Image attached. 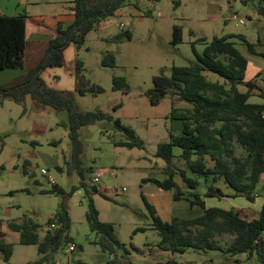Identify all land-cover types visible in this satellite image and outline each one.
<instances>
[{"label": "rangeland", "instance_id": "1", "mask_svg": "<svg viewBox=\"0 0 264 264\" xmlns=\"http://www.w3.org/2000/svg\"><path fill=\"white\" fill-rule=\"evenodd\" d=\"M27 1L25 14L32 20L46 23L69 12L71 0ZM256 7L257 0H127L114 15L102 20L86 34L79 49L74 45L65 49L63 65L46 67L42 71L41 77L48 86L72 93L78 110L107 112L132 128L135 136L143 142V148L115 145L113 141L126 138L112 120L101 119L82 126L78 137L82 145L80 166L85 187L80 186L76 169L60 172L54 165V157L57 156L61 165L71 155L68 129L61 124L67 121V112H58L49 106L37 107L29 95L25 96L22 104L7 98L4 100L3 106H0V238L10 242L13 249L8 262L2 260L0 253V264H26V260L35 257L37 251L32 244L19 242V233L9 229V221L31 218L40 225V237L47 229L55 227L48 225L47 221L57 211L63 195L50 191L53 183L41 173V169H46L54 183L66 194L64 200L70 218L66 235L76 245L68 253H64L67 244L60 247L56 261L103 264L108 260L109 252L94 243L98 234L90 229L86 218L87 192L95 186L97 192L90 195L99 219L113 223L117 238L129 248L128 252L124 248H116L117 256L130 261V264L145 263L128 243L146 241L152 246L158 241L155 230L147 229L135 234L132 230L135 226L150 225L149 208L161 218L160 209L154 204L157 198L152 192L161 189L142 179L150 176L162 179L159 172L165 162L155 155L157 145L169 140L170 134L180 133L176 126L177 129L182 126L180 119L169 115L170 94L157 104L150 103L146 91L153 85L152 77L159 74L162 68L163 73L169 76L171 65H186L194 60L213 36L241 34L256 52L264 53V17L258 14ZM233 14L236 16L234 19L231 18ZM175 24L181 27L182 38L178 44L172 43ZM124 30L130 31V39H112ZM230 40L249 59L245 78L254 80L257 87L264 90V57L250 53L242 40L236 37ZM34 42L37 44L25 46L23 63L15 69L24 68L25 71L40 60L44 54L43 40ZM33 46H36L35 50ZM108 52L114 55L112 66L101 63L103 55ZM76 60L82 62L81 73L89 86H99L100 90L92 93L89 89L83 94L75 90ZM203 74L210 80L217 78L215 73L207 70ZM113 76H122L126 86L113 89ZM9 83H14V80ZM259 88L253 91L249 102L263 101L257 95ZM239 89L244 90L245 87L240 85ZM116 104H119L118 107L112 109ZM178 104L175 102L174 106L178 107ZM174 162L177 167H183L177 158ZM96 172L99 173L98 183L92 179ZM187 176L193 174L187 171ZM199 180L195 187L197 192L206 187L203 178ZM72 188L75 190L71 193ZM256 193L259 196L252 204L257 209L260 207V196L264 194V173ZM142 194L148 196L145 199L149 208ZM231 238L225 235L221 242L227 244ZM165 253V260H174L177 264H204L209 261L221 264L235 259L240 264H260L255 255L245 253L222 254L216 250L190 248L183 253Z\"/></svg>", "mask_w": 264, "mask_h": 264}, {"label": "trees", "instance_id": "2", "mask_svg": "<svg viewBox=\"0 0 264 264\" xmlns=\"http://www.w3.org/2000/svg\"><path fill=\"white\" fill-rule=\"evenodd\" d=\"M248 2L250 0H243ZM127 0H73L71 9L74 19L66 26L59 25L57 33L50 38L45 52L39 62L32 66L27 74L19 81L11 84H0V97L7 98L15 103L22 104L25 96L33 100L37 107H51L56 111H66L67 121L61 124L68 129L71 142V155L69 160H64L55 168L62 172L76 169L80 176V186L83 182V169L80 166L82 145L78 137V130L97 120H112L114 125L123 132L125 140L113 141L115 145L125 147L143 148L132 128L124 125L119 118L102 110L81 111L75 107L74 97L70 91L56 89L47 85L41 77L46 67L60 66L64 63V49L73 44L79 49L86 34L97 26L102 20L112 16L123 7ZM264 0H257V12L264 17ZM25 14L10 15L0 13V70L4 68L20 67L23 63L25 37ZM129 30L115 34L112 39L120 41L130 39ZM232 37L242 40L247 50L252 54L256 52L253 45L247 42L241 34H225L213 36L203 48L201 54H196L194 60L186 65H171L170 75L161 72L152 77L153 85L146 91L151 104H157L167 94H170L171 118L181 120L180 133L170 134L169 140L158 143L155 155L164 160L163 171L166 176L160 180L146 177L156 186L171 190L173 199L177 200L185 192L174 180L175 173L179 174L188 190L186 197L189 205L198 206L202 213L196 217H173L170 221H163L151 212L146 199H142L149 208L152 218L151 227L159 237L156 246L171 253H183L186 249L216 250L222 254L245 253L255 255L260 264H264V198L258 215L247 218L239 211L223 209L220 207H206L200 194L195 190L198 178H210L206 185L205 195L223 196L213 182L222 181L249 201L255 199V189L264 173V90L257 87L254 80H245L247 57L239 51ZM181 27L173 26L172 43L181 41ZM204 39V38H201ZM101 63L105 66L114 64V55L110 52L103 55ZM82 62L76 60L74 76L75 90L83 94L85 90L92 93L100 90L99 86H89L88 80L81 73ZM216 74L217 78L210 80L203 71ZM264 80V77H262ZM112 88H124L125 79L122 76L112 77ZM244 86L240 90L239 86ZM259 88L261 103L249 102L253 91ZM176 101H183L190 106L176 108ZM116 104L112 109H116ZM179 147L181 152L177 159L181 161L182 168L175 164L173 147ZM240 149L237 152V149ZM205 156L213 161L211 166L206 165ZM194 174V177L185 176L184 171ZM75 188H72L74 192ZM63 195L57 211L48 218V225L55 224L53 229H47L40 237L39 224L31 218H22L20 221L8 222L9 229L19 233L21 244H32L37 248L38 257L30 264H55V256L60 247L70 242L66 231L69 228L70 218L64 200L66 194L63 189L53 184L50 189ZM97 192L95 186L87 192L88 211L86 218L91 230L96 231L98 237L94 243L102 250L112 254L105 264H125L118 258L115 249L124 248V243L116 236L114 225L108 221H101L98 217L91 193ZM69 195V194H68ZM134 230H137L135 228ZM231 236L227 244L221 239ZM13 246L0 238V253L4 261H8L12 254ZM125 249V248H124ZM164 264H176L174 260H167ZM204 264H219L205 262ZM240 264L238 259L230 263Z\"/></svg>", "mask_w": 264, "mask_h": 264}, {"label": "crops", "instance_id": "3", "mask_svg": "<svg viewBox=\"0 0 264 264\" xmlns=\"http://www.w3.org/2000/svg\"><path fill=\"white\" fill-rule=\"evenodd\" d=\"M26 2H28V1L27 0H0V13L10 14V15H17L20 13L25 14V11H24L25 6L24 5L26 4ZM29 2L34 3L35 1L29 0ZM72 2H73V0L70 1V5L68 6L69 12H67L64 16H59L56 19L47 21L46 23H43V22L38 21L36 19L32 20V18H30L28 15L25 14V16H26V18H25L26 44H25V46L27 47V44H29V43L31 45L35 44L36 42H34V41L43 40V43H44L43 44V52H45V49L47 47L49 39L54 37L55 34L57 33V27L59 25L64 27L73 21L74 14H73V11L71 9ZM27 21H28V32H29L28 34H27ZM70 45H73V44H70ZM35 47L36 46H33L32 49L35 50ZM65 49H64V51H65ZM255 55H257V54H255ZM248 60L249 59H247V65H246L245 70H247L248 65H249ZM28 70L29 69H26L24 71V68H22V69L21 68H19V69H15V68L1 69L0 70V84H3V85L4 84H11L9 82H11L13 80H14V82H16L15 80H17L18 78H23L27 74ZM245 80H248V79L245 78ZM249 80H252V79H249ZM5 99L6 98L0 97V106H3ZM178 103H180V105ZM176 104H178V107H176V106L175 107L179 108V109L186 108V107L190 106L188 103H184L183 101H176ZM24 109L25 108L23 107L22 112H24ZM174 119H177V118H174ZM179 128L177 129V126H176V130H181V125ZM53 143H55V142L53 141ZM33 144H35V141ZM180 152H181V149L179 147H177V146L173 147V154L175 155V158L178 157ZM54 158L56 160L54 165L55 166L60 165L58 162L57 156ZM204 158H205L207 166H211L213 164V161L210 160L207 156H205ZM159 173L161 174L162 179L166 176L163 169H161V171ZM184 174H185V176H187L186 170L184 171ZM191 177H194V174ZM152 178H156V177H152ZM162 179H160V180H162ZM199 179H200V177L198 178V184L200 181ZM173 180L183 190H185L186 193H184L181 198L175 200V199H173V194H172L171 190H164V189H162V188H160L154 184L158 189H161V190H152L153 195L157 198V200H154V204L156 206H158V208L160 209V213H161V218L158 215L157 216L163 221H170L173 217L190 218V217H196V216L200 215L202 213V209L199 208L198 206H192L191 207L189 205L188 200H186V197L191 198V196L187 195L186 190H188V189H187L185 183L183 182L181 176L179 174L175 173L173 176ZM210 182H211L210 178L204 179V184L207 185V184H210ZM147 183H151V182L147 181ZM212 185L215 187H218L224 195L219 196V197L205 195L206 187L203 186L201 191L198 193L200 194V197L204 201V204L206 207L215 206V207H220L223 209H233V210L239 211L242 215L246 216L247 218H253V217H256L258 215L260 207H258L256 209L254 207V204H252L256 201V197L259 196L257 193H256L254 201H249L248 199H246L242 195H236L235 191L232 188H230L229 186H227L225 183H223L222 181L213 182ZM260 197H261V200H260L258 206H261V203H262L263 198H264V194ZM144 198L147 199L148 196L145 195ZM154 211H156V210H154ZM151 223H152V221L149 223L150 225L146 226V227L145 226H135L132 230L133 234H135L136 232H143L147 229H152ZM135 228H137V230H134ZM132 240H133V238H132ZM128 245L133 251H135L137 254H139L142 257V260L145 262L144 264H164L167 261V260H165V258H167L165 252H168V251H164V250L160 249L158 246H156V243L152 246L151 245L149 246V243L146 241L143 243H139V242L135 243V242L129 241ZM124 248H125L126 252L129 251L128 246H125V244H124ZM38 256L39 255L37 254V251H36L35 257L27 259L26 264H30ZM110 257H112V254L109 253L108 259H110ZM10 258H9V260H10ZM119 259H121V261L125 264H130V261H128V260H125V259L123 260V258H119ZM8 261H4V262H8ZM106 261H103V264H105ZM209 262L219 263V262H213V261H209Z\"/></svg>", "mask_w": 264, "mask_h": 264}, {"label": "built area", "instance_id": "4", "mask_svg": "<svg viewBox=\"0 0 264 264\" xmlns=\"http://www.w3.org/2000/svg\"><path fill=\"white\" fill-rule=\"evenodd\" d=\"M231 18L234 19V18H236V16L233 14V15H231ZM121 26H122V25H121ZM41 173H42L43 175H46L47 178H48V180H49L51 183L55 184V183H54V179L50 176V174L48 173V171H47L46 169H41ZM92 179H93V182L98 183V182H99V173L96 172ZM123 189H124V188H123ZM54 226H55V224H51V227H54ZM75 247H76V245H75L74 243H72V242H68L66 248L64 249V253H68V252L74 250ZM56 256H57V254H56ZM56 256H55V260H56ZM56 264H67V263H65V262H61V261H56Z\"/></svg>", "mask_w": 264, "mask_h": 264}]
</instances>
